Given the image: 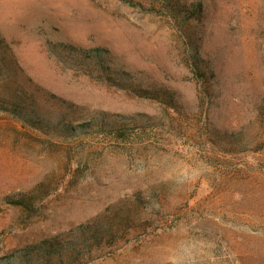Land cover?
Segmentation results:
<instances>
[{"label":"rangeland","instance_id":"rangeland-1","mask_svg":"<svg viewBox=\"0 0 264 264\" xmlns=\"http://www.w3.org/2000/svg\"><path fill=\"white\" fill-rule=\"evenodd\" d=\"M185 261L264 264V0H0V264Z\"/></svg>","mask_w":264,"mask_h":264},{"label":"trees","instance_id":"trees-1","mask_svg":"<svg viewBox=\"0 0 264 264\" xmlns=\"http://www.w3.org/2000/svg\"><path fill=\"white\" fill-rule=\"evenodd\" d=\"M113 235V234H112ZM59 239H60V237L58 238V236H53V237H50V238H48V239H44L43 241H42V245L44 246V247H49L50 249H53L52 251V254H51V256H54L55 255V253L57 252V247L56 246H58L59 244H60V242H59ZM95 239H96V242L98 243L99 242V238L98 237H96L95 236ZM101 243V242H100ZM43 246H38V248H36L35 249V251L37 252V253H41L42 252V250L44 249L43 248ZM95 252H94V250H93V247L89 250V257H92V255L94 254ZM77 255H75L74 256V258L77 260ZM75 260V261H76ZM54 264H58V263H54ZM69 264V263H68Z\"/></svg>","mask_w":264,"mask_h":264},{"label":"clouds","instance_id":"clouds-1","mask_svg":"<svg viewBox=\"0 0 264 264\" xmlns=\"http://www.w3.org/2000/svg\"><path fill=\"white\" fill-rule=\"evenodd\" d=\"M184 264H189V262L188 261H185ZM191 264H194V261L191 262Z\"/></svg>","mask_w":264,"mask_h":264}]
</instances>
